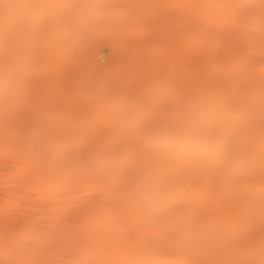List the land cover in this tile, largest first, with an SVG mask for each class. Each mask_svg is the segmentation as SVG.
<instances>
[{
	"label": "rangeland",
	"instance_id": "374dc122",
	"mask_svg": "<svg viewBox=\"0 0 264 264\" xmlns=\"http://www.w3.org/2000/svg\"><path fill=\"white\" fill-rule=\"evenodd\" d=\"M0 264H264V0H0Z\"/></svg>",
	"mask_w": 264,
	"mask_h": 264
},
{
	"label": "clouds",
	"instance_id": "9594fccd",
	"mask_svg": "<svg viewBox=\"0 0 264 264\" xmlns=\"http://www.w3.org/2000/svg\"><path fill=\"white\" fill-rule=\"evenodd\" d=\"M167 134L181 147L196 149L212 145L218 139L220 132L211 113H198L194 117L181 115L174 118Z\"/></svg>",
	"mask_w": 264,
	"mask_h": 264
},
{
	"label": "bare ground",
	"instance_id": "6f19581e",
	"mask_svg": "<svg viewBox=\"0 0 264 264\" xmlns=\"http://www.w3.org/2000/svg\"><path fill=\"white\" fill-rule=\"evenodd\" d=\"M66 11V10H65ZM150 17H151V19H150ZM135 18H138L137 17V15H135ZM146 19L148 20V22H149V19L150 20H152V16H148V15H146ZM118 29H120L118 26H117V29H115L116 31L118 30ZM117 32H120V31H117ZM121 32H122V30H121ZM122 41V40H121ZM122 43V42H121ZM143 44V43H142ZM124 45V44H123ZM143 45H141V43L140 42H136V43H132L131 45H125V47L124 48H128L131 52V54L133 55V59H134V61L135 62H138V63H142L144 60H146V59H149V58H153V51H150V50H147V49H144V47H142ZM146 48V47H145ZM149 51V52H148ZM153 53V54H150V53ZM147 53H149V54H147ZM152 55V56H151ZM147 56L149 57V58H147ZM151 56V57H150ZM127 62V60H125V58L124 59H119V64H123L124 62ZM136 64V63H135ZM157 64V63H156ZM158 67V66H157ZM156 67V68H157ZM98 69V68H97ZM129 70V69H128ZM95 71H97L96 69H95ZM136 73H138V72H136Z\"/></svg>",
	"mask_w": 264,
	"mask_h": 264
},
{
	"label": "built area",
	"instance_id": "2783aa9c",
	"mask_svg": "<svg viewBox=\"0 0 264 264\" xmlns=\"http://www.w3.org/2000/svg\"><path fill=\"white\" fill-rule=\"evenodd\" d=\"M101 61H104V58L103 57H101Z\"/></svg>",
	"mask_w": 264,
	"mask_h": 264
}]
</instances>
